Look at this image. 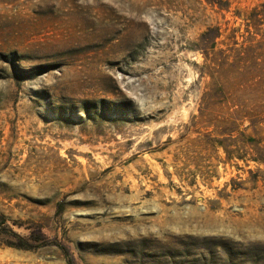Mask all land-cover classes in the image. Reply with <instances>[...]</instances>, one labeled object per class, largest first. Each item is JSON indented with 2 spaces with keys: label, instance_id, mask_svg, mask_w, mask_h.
Listing matches in <instances>:
<instances>
[{
  "label": "rangeland",
  "instance_id": "rangeland-1",
  "mask_svg": "<svg viewBox=\"0 0 264 264\" xmlns=\"http://www.w3.org/2000/svg\"><path fill=\"white\" fill-rule=\"evenodd\" d=\"M0 264H264V0H0Z\"/></svg>",
  "mask_w": 264,
  "mask_h": 264
}]
</instances>
